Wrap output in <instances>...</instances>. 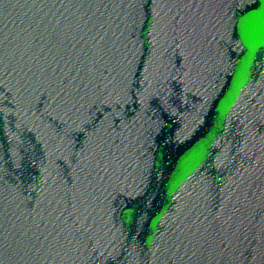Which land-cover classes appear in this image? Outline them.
<instances>
[{
  "label": "water",
  "instance_id": "water-1",
  "mask_svg": "<svg viewBox=\"0 0 264 264\" xmlns=\"http://www.w3.org/2000/svg\"><path fill=\"white\" fill-rule=\"evenodd\" d=\"M259 0H0V264H264Z\"/></svg>",
  "mask_w": 264,
  "mask_h": 264
},
{
  "label": "snow or ice",
  "instance_id": "snow-or-ice-1",
  "mask_svg": "<svg viewBox=\"0 0 264 264\" xmlns=\"http://www.w3.org/2000/svg\"><path fill=\"white\" fill-rule=\"evenodd\" d=\"M258 7L259 11L257 13L244 19L242 31H244L246 38H251L253 34V22L258 20L260 42L264 46V0H259Z\"/></svg>",
  "mask_w": 264,
  "mask_h": 264
}]
</instances>
